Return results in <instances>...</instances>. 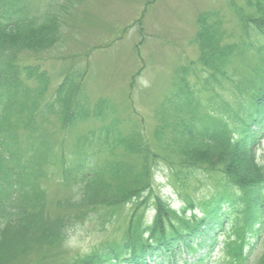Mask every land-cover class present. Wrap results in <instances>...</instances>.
<instances>
[{
    "label": "rangeland",
    "instance_id": "obj_1",
    "mask_svg": "<svg viewBox=\"0 0 264 264\" xmlns=\"http://www.w3.org/2000/svg\"><path fill=\"white\" fill-rule=\"evenodd\" d=\"M247 1L0 0V8L11 9V13L8 12L7 15L31 17L54 14L58 22L57 39L52 45L44 50L20 51L14 57L18 72L11 69L6 71L14 72L23 81L24 86L30 89L31 97L36 89L40 91L43 87L36 76L47 81L42 90L43 97H37L42 108L51 103L53 92L65 74L72 72L81 79L78 99L83 101V106L88 109L95 106L97 111L87 110L90 115L78 123L72 121L75 126L67 132L59 128V114L56 112L52 115L48 110L45 114L47 121L40 120L42 127L51 133H57L54 140H66L63 149H69V141H73V138L75 140L81 132L106 126L116 130L122 137H127L130 133L129 140L131 135H137L136 130L143 133L152 148L146 156L149 165L156 158L149 156L159 152L173 156L179 163L180 160L185 161L180 156L181 149H193L195 144L186 140V132L193 129V126L180 130V126L185 123L184 118L175 112V102L169 98L175 76L188 80L189 89L197 93H192V96L202 106H197L198 115H218L217 111L221 113L223 110L213 108L227 107L234 110V102L237 100L241 103V110L237 109V113H232L240 119L239 124L231 122L230 126L234 129L242 127L244 117L250 110V99L247 96L257 95L252 90V84H258V71H255V67H262L264 47L257 52L252 49L249 53L243 52L245 57L243 61L240 60L242 74L234 71L237 55L223 56L215 62L213 68L197 61L200 53L198 42L201 38L197 27L198 16L208 13V23L218 28L215 34L217 38L213 43L221 38L220 45L224 46L228 41H238L245 36L238 16L241 12L250 14L253 10ZM261 42L264 43V38ZM238 46L243 48L244 45ZM25 66L36 68V75L31 77L29 71H25ZM234 79H240L238 88H233ZM233 89L237 97L233 94ZM195 118L199 119V116L196 115ZM139 139L136 136L133 142L138 143ZM125 144L127 145L121 143V146L93 149L94 153L90 158L102 168V180L109 176L107 165L115 168L124 157L128 160L131 156L130 152L135 144L129 141ZM256 146V154L264 163V133ZM177 149L179 150L176 151ZM197 149L206 156L216 157L210 148L199 146ZM68 151H64V155L67 162H70V169L74 167V158ZM172 161L174 162L173 159ZM162 165H158V171H154V180H151V185L155 186L153 193L168 199L173 207H179L180 199L183 202L190 197L195 200L197 213L208 203L213 204V197L218 190L215 186L218 180L211 175L214 171H210V177L199 169H192L194 173L197 172L189 174V168L185 171V167H180V174L174 175ZM78 167L77 164L74 169L78 170ZM74 171L67 176L69 181L76 180ZM206 172L209 173V170ZM53 175L50 181L47 180L46 186L51 191L46 195L45 209L41 210L42 206L39 207L40 210L24 208L25 213L31 216L34 229L30 233L18 229L15 236L12 233L7 247L0 253V264H72L79 254L102 251L123 235L137 201L133 204L110 202L100 212L87 211L89 207H94L98 198L96 194L99 189H94V197L90 196L82 208L75 210V205L67 206L64 202L73 196L74 189H71L72 186L67 188L65 184L62 187V182L58 180L61 176ZM220 184L222 186L223 182L220 181ZM150 202L146 201L137 210L138 213H144L143 220L150 219L153 215L149 210L152 207ZM72 210L84 211V215L76 212L77 218L69 227L64 228L63 223L52 221L59 215L65 218ZM19 211H23L22 206L14 208V212ZM1 222L2 220L0 227L4 221ZM257 249L256 247L255 250ZM219 253L211 252L214 256ZM211 260L212 258L209 262Z\"/></svg>",
    "mask_w": 264,
    "mask_h": 264
},
{
    "label": "trees",
    "instance_id": "obj_2",
    "mask_svg": "<svg viewBox=\"0 0 264 264\" xmlns=\"http://www.w3.org/2000/svg\"><path fill=\"white\" fill-rule=\"evenodd\" d=\"M247 4L253 10L250 14L241 12L238 16L245 36L238 37V41H228L224 46L220 45L221 38L213 43L218 28L208 23V13L198 16L197 27L201 32L198 62L213 68L215 62L223 56L237 55L234 71L242 74L240 60L243 61L244 53H249L251 49L257 52L264 47L261 42L264 38V0H248ZM10 10L0 8V208L4 205L0 210V221H4L0 227V253L7 247L12 233L15 236L18 229L27 233L34 229L31 216L25 213L24 208L40 210L42 206L41 210L45 209L46 195L51 191L46 189V185L55 174L61 176L58 180L66 186L74 185L73 196L64 202L67 206L75 205V210L82 208L90 196L94 197V189H99L96 194L98 198L94 207H89L87 211L100 212L110 202L133 204L137 201L119 240L102 251L77 257L72 264H176L181 254L193 258L191 262L184 260V264H199L206 255L198 252L212 245L216 238L214 232L221 230L226 223L225 207L235 211L236 217L223 243L225 256L217 264L247 263L248 255H243V248L260 235V228L264 226V167L254 153V144L264 131V58L262 67H255V71H258V84L253 83L252 90L257 95L247 96L250 99V110L240 129L230 125L231 122L240 123L239 117L232 113L241 110V103L236 100L234 110L227 107L213 108L223 110L221 113L217 111L218 115H198L197 106H202L192 96V93H197L189 89L188 80L175 76L169 98L175 102V112L184 118L185 123L180 126V130L193 126V129L186 132V140L194 142L195 149H181L180 156L185 161L180 160L178 163L173 156L159 152L149 156L156 157L149 165L146 156L152 148L143 133L136 130L137 135H131L129 140L130 133L122 137L116 130L106 126L81 132L75 140L73 138V141H69L70 150L63 149L66 140H54L57 133H51L41 125L40 120L47 121L46 112L49 110L52 115L58 113L59 128L67 132L75 126L72 121L78 123L90 115L87 110L96 112L97 109L95 106L88 109L78 99L82 83L72 72L64 75L47 107L42 108L37 100V97L42 96L43 87L47 83L44 78L36 76L43 87L40 91L36 89L31 97L30 89L14 74L18 72L14 57L22 50H44L52 45L57 39L58 22L54 14L18 17L7 15L11 13ZM239 44L244 45L243 48H238ZM10 69L14 72L6 71ZM25 71H29L31 77L37 72L36 68L26 66ZM232 82L235 85L233 88L239 87L240 79ZM232 92L238 96L235 89ZM196 115L199 119L195 118ZM136 136L140 138L138 143L133 142ZM128 141L135 144L131 156L128 160L124 157L115 168L107 165L109 176L102 180V168L90 158L93 149L121 146V143L127 145L125 142ZM199 146L210 148L216 157L204 155L203 151L197 149ZM64 151H68L74 158V167L70 169ZM158 158L160 160H156ZM159 161L174 163L173 166L178 168L175 175L180 174V167H185V171L189 168V174L196 169H203L204 172L209 170V174L210 171L217 173L218 181L223 182V185L213 198V204L203 206L200 217L186 213L187 207L194 206L190 197L185 200L186 206L173 209L167 201L152 192L151 168ZM77 164L78 170L74 169ZM73 170L76 172V180L69 181L67 176ZM228 184L234 188H228ZM228 192L235 194L237 199L229 197ZM149 200L155 214L148 224L143 221V212L138 213L137 210ZM21 206L23 211H13V208ZM76 212L84 215V211L72 210L65 218L59 215L52 221L63 223L65 228L77 218ZM59 231L62 233L61 229ZM256 264H264V252Z\"/></svg>",
    "mask_w": 264,
    "mask_h": 264
},
{
    "label": "bare ground",
    "instance_id": "obj_3",
    "mask_svg": "<svg viewBox=\"0 0 264 264\" xmlns=\"http://www.w3.org/2000/svg\"><path fill=\"white\" fill-rule=\"evenodd\" d=\"M228 196L231 197V198H233V199H237V196L235 194L231 195L229 192H228Z\"/></svg>",
    "mask_w": 264,
    "mask_h": 264
}]
</instances>
